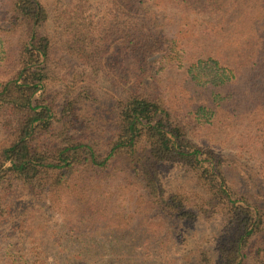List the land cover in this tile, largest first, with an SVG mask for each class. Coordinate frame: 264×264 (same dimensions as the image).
<instances>
[{
  "label": "trees",
  "instance_id": "trees-1",
  "mask_svg": "<svg viewBox=\"0 0 264 264\" xmlns=\"http://www.w3.org/2000/svg\"><path fill=\"white\" fill-rule=\"evenodd\" d=\"M0 222V264H264V0H0Z\"/></svg>",
  "mask_w": 264,
  "mask_h": 264
},
{
  "label": "rangeland",
  "instance_id": "rangeland-1",
  "mask_svg": "<svg viewBox=\"0 0 264 264\" xmlns=\"http://www.w3.org/2000/svg\"><path fill=\"white\" fill-rule=\"evenodd\" d=\"M175 12V10H174ZM180 14V13H179ZM9 226L6 223L0 222V262L4 260V256L10 247V244L14 242L16 236L10 232Z\"/></svg>",
  "mask_w": 264,
  "mask_h": 264
}]
</instances>
